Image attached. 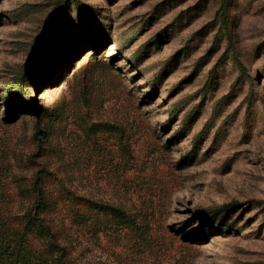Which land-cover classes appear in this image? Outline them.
Listing matches in <instances>:
<instances>
[{
    "label": "rangeland",
    "instance_id": "1",
    "mask_svg": "<svg viewBox=\"0 0 264 264\" xmlns=\"http://www.w3.org/2000/svg\"><path fill=\"white\" fill-rule=\"evenodd\" d=\"M59 2L0 0L14 210L45 169L75 263L264 264V0Z\"/></svg>",
    "mask_w": 264,
    "mask_h": 264
},
{
    "label": "trees",
    "instance_id": "2",
    "mask_svg": "<svg viewBox=\"0 0 264 264\" xmlns=\"http://www.w3.org/2000/svg\"><path fill=\"white\" fill-rule=\"evenodd\" d=\"M66 1L60 0L55 10H61ZM49 175L47 170L38 169L28 185H17L21 196L34 201L24 213L16 212L11 184L18 183L19 179H15L9 155L0 151V264H78L68 257L59 243L56 214L61 213L72 224H79L83 218L80 198L65 187L60 191L50 189L47 186ZM92 208L96 214L116 218V222L126 223L127 220L133 227L136 224L133 217L111 204L88 200L86 209Z\"/></svg>",
    "mask_w": 264,
    "mask_h": 264
}]
</instances>
